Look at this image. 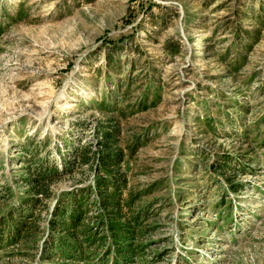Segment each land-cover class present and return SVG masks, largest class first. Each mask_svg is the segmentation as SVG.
I'll return each mask as SVG.
<instances>
[{
    "label": "rangeland",
    "instance_id": "374dc122",
    "mask_svg": "<svg viewBox=\"0 0 264 264\" xmlns=\"http://www.w3.org/2000/svg\"><path fill=\"white\" fill-rule=\"evenodd\" d=\"M108 120L132 210L148 213L133 264H264V0H0V212L27 194L35 141L71 160ZM93 174L73 167L52 191ZM40 217L37 246L0 248V264L45 262Z\"/></svg>",
    "mask_w": 264,
    "mask_h": 264
},
{
    "label": "trees",
    "instance_id": "16d2710c",
    "mask_svg": "<svg viewBox=\"0 0 264 264\" xmlns=\"http://www.w3.org/2000/svg\"><path fill=\"white\" fill-rule=\"evenodd\" d=\"M105 57L107 65L119 64L112 51L107 50ZM100 103L102 109L108 105L105 99ZM29 142L32 144L33 140ZM119 142V128L108 120L98 126L94 143L84 142L68 148L66 151L73 158L62 157L60 166L57 161L39 156L40 142L35 141L33 150L26 155V176L21 179L27 194L0 212V248L26 241H31V247L37 246L40 213L46 211L49 228L39 250L45 261L42 264H55L53 260L61 264H133L143 247L136 239L148 231L143 222L148 213L140 208L132 210L138 192L127 188L125 173L120 167L124 153L117 148ZM240 163L237 156L230 155L217 163L232 191H239L240 187L234 180L236 173L231 171L245 172L235 168ZM82 165L94 170L92 185L55 196L53 185L73 167ZM0 200H4L1 193ZM51 200L54 201L49 207Z\"/></svg>",
    "mask_w": 264,
    "mask_h": 264
}]
</instances>
